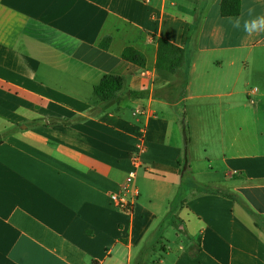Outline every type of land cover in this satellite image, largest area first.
Returning a JSON list of instances; mask_svg holds the SVG:
<instances>
[{
	"label": "crops",
	"instance_id": "0c3cea01",
	"mask_svg": "<svg viewBox=\"0 0 264 264\" xmlns=\"http://www.w3.org/2000/svg\"><path fill=\"white\" fill-rule=\"evenodd\" d=\"M222 1L0 0V264H264V0ZM140 147L127 213L110 196Z\"/></svg>",
	"mask_w": 264,
	"mask_h": 264
},
{
	"label": "trees",
	"instance_id": "16d2710c",
	"mask_svg": "<svg viewBox=\"0 0 264 264\" xmlns=\"http://www.w3.org/2000/svg\"><path fill=\"white\" fill-rule=\"evenodd\" d=\"M241 11V0H223L221 5V13L225 17L238 16ZM111 44V38H105L101 47L108 49ZM123 58L127 61H131L137 65H145V57L133 48H127L123 53ZM185 59V50L171 44L164 38L158 40V55L156 67L160 70L168 71L172 74H177ZM124 89L123 79L116 75L104 76L100 83L94 87L95 102L94 106L101 107V111L104 112L111 106L117 103L121 92ZM131 97L142 95L140 92H129ZM94 111V110H93ZM188 132L185 134V152L189 144ZM182 174L183 176L187 172V167L181 160ZM228 198L236 199L235 195H226ZM184 202L180 200V196H177L171 203L170 215L176 212L181 204Z\"/></svg>",
	"mask_w": 264,
	"mask_h": 264
},
{
	"label": "built area",
	"instance_id": "2783aa9c",
	"mask_svg": "<svg viewBox=\"0 0 264 264\" xmlns=\"http://www.w3.org/2000/svg\"><path fill=\"white\" fill-rule=\"evenodd\" d=\"M144 152V148L140 147L138 152L133 156V169L128 173L123 185L121 186V192L111 194L110 199L112 204L127 213H132L135 204L139 197V192L135 188V181L137 179V170L141 167V155Z\"/></svg>",
	"mask_w": 264,
	"mask_h": 264
},
{
	"label": "rangeland",
	"instance_id": "374dc122",
	"mask_svg": "<svg viewBox=\"0 0 264 264\" xmlns=\"http://www.w3.org/2000/svg\"><path fill=\"white\" fill-rule=\"evenodd\" d=\"M191 129V128H190ZM188 132V131H187ZM188 137L190 138L191 137V133H188ZM188 146H189V144H188ZM211 147L213 148V146L211 145ZM187 150H188V147H187ZM204 148H203V145L202 144H199V147H198V154H197V157H198V159H200L201 161L198 163V164H202V165H204V157H205V154H204ZM186 154L188 155V159H190L189 158V153H188V151L186 152ZM186 154H185V156H186Z\"/></svg>",
	"mask_w": 264,
	"mask_h": 264
},
{
	"label": "clouds",
	"instance_id": "9594fccd",
	"mask_svg": "<svg viewBox=\"0 0 264 264\" xmlns=\"http://www.w3.org/2000/svg\"><path fill=\"white\" fill-rule=\"evenodd\" d=\"M246 31H248L247 29H246ZM258 31H264V29H261V30H258ZM248 32H250V31H248ZM251 33V32H250Z\"/></svg>",
	"mask_w": 264,
	"mask_h": 264
}]
</instances>
